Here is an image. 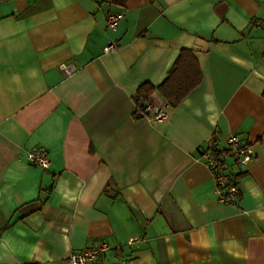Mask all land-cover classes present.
<instances>
[{"label": "crops", "instance_id": "crops-1", "mask_svg": "<svg viewBox=\"0 0 264 264\" xmlns=\"http://www.w3.org/2000/svg\"><path fill=\"white\" fill-rule=\"evenodd\" d=\"M182 50L201 83L175 107L152 93L164 121L136 117ZM231 135L254 157L225 206L199 151ZM98 243L97 264H264V0H0V264Z\"/></svg>", "mask_w": 264, "mask_h": 264}, {"label": "built area", "instance_id": "built-area-1", "mask_svg": "<svg viewBox=\"0 0 264 264\" xmlns=\"http://www.w3.org/2000/svg\"><path fill=\"white\" fill-rule=\"evenodd\" d=\"M123 15L113 13L106 19V27L113 31L117 28ZM116 50L112 42H108L104 47V53ZM59 70L64 75L69 76L76 67L73 64H63ZM168 107H157L150 102H146L141 108V117L153 122H161L168 117ZM251 147L244 143L238 136L231 135L225 140V145L221 147L216 141H207L199 151V159L205 168L210 172L215 184V193L220 204L234 205L239 198V174L241 169L248 166L253 160ZM27 160L34 166L47 170L50 167V160L45 149H34L27 155ZM110 250L105 243H98L91 249L82 251L79 254L70 256V264H97Z\"/></svg>", "mask_w": 264, "mask_h": 264}, {"label": "trees", "instance_id": "trees-1", "mask_svg": "<svg viewBox=\"0 0 264 264\" xmlns=\"http://www.w3.org/2000/svg\"><path fill=\"white\" fill-rule=\"evenodd\" d=\"M111 7L124 8L129 0H104ZM202 80V75L192 51L182 50L168 72L164 82L157 88L149 84L140 86L135 97L136 117H141V108L157 91L170 107L177 106Z\"/></svg>", "mask_w": 264, "mask_h": 264}]
</instances>
